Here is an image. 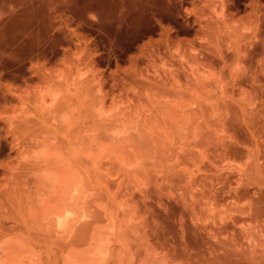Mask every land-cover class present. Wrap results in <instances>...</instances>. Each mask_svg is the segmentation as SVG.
I'll return each instance as SVG.
<instances>
[{"label":"rangeland","instance_id":"374dc122","mask_svg":"<svg viewBox=\"0 0 264 264\" xmlns=\"http://www.w3.org/2000/svg\"><path fill=\"white\" fill-rule=\"evenodd\" d=\"M43 149L86 186L65 232ZM16 237L21 264H264V0H0V261Z\"/></svg>","mask_w":264,"mask_h":264},{"label":"bare ground","instance_id":"6f19581e","mask_svg":"<svg viewBox=\"0 0 264 264\" xmlns=\"http://www.w3.org/2000/svg\"><path fill=\"white\" fill-rule=\"evenodd\" d=\"M49 95V94H48ZM49 147V145H46V147ZM109 146V145H108ZM45 146H43V148H44ZM45 147V148H46ZM47 147V148H48ZM44 148V149H45ZM44 149L42 150L43 152H44ZM47 150H48V152H47ZM49 150L51 151V149H46L45 150V152L43 153L44 155H42L41 157H43V156H47L48 155V157H47V159H45L46 157H44V159L42 158V162L44 161L46 164H48L47 162H46V160L48 161V159H50L51 158V155H50V153H49ZM92 151V150H91ZM105 151V150H104ZM52 152V151H51ZM54 152H55V154H57V153H59V152H56L55 150H54ZM53 152V153H54ZM83 152V151H82ZM135 152V151H134ZM83 153H85V152H83ZM105 153V152H104ZM108 153V152H107ZM136 153V152H135ZM61 154V153H60ZM116 154V153H115ZM53 155V154H52ZM108 155H110V154H108ZM39 156V155H38ZM59 157H60V159H61V156L62 155H58ZM57 155L55 156V158H53L54 160H49L50 162H52V161H54L52 164H50V162H49V165H46L44 162V166H45V168H44V171H41V172H39V173H37L36 175L38 176V174H39V179H41V180H39V182L41 183V184H39L40 186H39V188H38V192H37V197H38V204H39V207H38V211L39 212H41V214L42 215H40V213L38 214V216L40 215V216H42L43 218H44V220L45 219H49V221L51 220H53L52 221V223H55V221H57L58 223H56L57 224V227H59V228H57V229H60L61 230V228L60 227H63L62 228V230H64L65 228L64 227H66V226H71V225H67V224H69V223H71V222H73L74 220H72V218H73V215H76V214H74L71 210L73 209L72 207H74L73 205H71L72 207L71 208H69L68 209V201L69 202H71L70 201V199L72 200H76V198L78 199V200H80L79 199V195L83 192L82 190V188H84V187H86V186H84V187H82V185L84 184V178L85 177H83L82 178V180L83 181H81L80 179V177H79V172H82L81 170H79V169H81V168H79V166L78 167H75V165H73V163H71V160H70V158H69V156H66V157H68V160H70V163L68 162V160H67V158H65V159H62V160H60L59 159V157H58ZM40 156H39V158H41ZM52 157H54V155L52 156ZM63 157V156H62ZM84 157H85V155H84ZM88 157H89V154H88V156H86L85 157V160L86 159H88ZM101 156H99L98 158L100 159L99 161L100 162H103V161H101V159L102 158H100ZM104 157H106V156H104ZM38 158V159H39ZM97 158V159H98ZM114 158V157H113ZM110 159V158H109ZM65 160V161H64ZM72 160H73V158H72ZM83 160V159H82ZM84 160V161H85ZM78 161V160H77ZM88 161V160H87ZM98 161V162H99ZM40 162V161H39ZM38 162V163H39ZM68 162V163H67ZM81 162V161H80ZM94 162V161H93ZM99 162V163H100ZM113 162V161H112ZM75 163V162H74ZM83 163H86V161L85 162H83ZM96 163V162H95ZM107 163V162H106ZM120 163V162H119ZM42 164V163H41ZM139 164H140V162H139ZM77 166V165H76ZM83 166V165H82ZM43 166L41 165V168H42ZM79 168V169H78ZM94 168V167H93ZM43 170V169H42ZM79 170V171H78ZM132 173V172H131ZM82 182H83V184H82ZM134 184H136V183H134ZM142 189V188H141ZM85 192H87L86 191V189H85ZM36 194V193H35ZM83 194H81V196H82ZM94 196V195H93ZM72 200V202L71 203H75V204H77L78 202H75V200L73 201ZM85 200V199H84ZM91 201V200H90ZM90 201H89V203H90ZM94 202H96V201H94ZM87 203V202H86ZM78 204H80V203H78ZM84 204H85V202H84ZM83 204V206H85ZM86 208V207H85ZM88 208H89V206H88ZM90 209V208H89ZM71 212H70V211ZM82 210H83V208H82ZM73 211H75L74 209H73ZM84 212V211H83ZM83 212H81V213H83ZM87 212V211H86ZM36 213H38V212H36ZM71 213H73V214H71ZM79 213V212H78ZM80 213V214H81ZM70 214H71V218H70ZM85 214V215H84ZM78 215V214H77ZM77 215H76V217H77ZM83 215L84 216H79V221H80V219H82V220H85L86 219V213L84 212L83 213ZM92 215V214H91ZM90 215V216H91ZM90 216H88V217H90ZM81 217V218H80ZM92 217H93V215H92ZM42 219V218H41ZM68 219H70L69 220V223L67 222L68 221ZM74 219H75V217H74ZM43 220V221H44ZM75 220H77V218L75 219ZM81 220V221H82ZM86 221V220H85ZM90 221V220H89ZM67 222V223H66ZM74 222H77V221H74ZM84 222V221H83ZM50 223V222H49ZM85 223H87V222H85ZM51 224V223H50ZM59 224V225H58ZM64 224H65V226H64ZM75 226V225H74ZM77 226V225H76ZM73 227V226H72ZM71 227V228H72ZM55 228V227H54ZM117 228V227H116ZM51 229H52V227H51ZM56 229V228H55ZM70 229V228H69ZM74 229H76V228H74ZM54 230V229H53ZM61 230V231H62ZM59 231V230H58ZM95 231V230H94ZM57 232V231H56ZM64 232H65V230H64ZM63 232V233H64ZM115 232V231H114ZM91 234V233H90ZM15 238V237H14ZM17 238V237H16ZM18 238H20V237H18ZM14 239V240H12V239H9V244L6 246V248L4 247V257H3V259H2V261H0V264H21V262H22V259L24 260V258L25 257H27V255H28V252H30V249H29V247H28V245L27 244H25V243H23L22 242V239L20 240V239ZM93 240H94V238H93ZM83 241V240H82ZM91 241H92V239H91ZM90 241V242H91ZM100 242V241H99ZM95 244V243H94ZM94 244H93V246H94ZM92 245H91V247H93ZM95 247V246H94ZM96 247H98V245L96 244ZM96 247H95V249H96ZM87 248V247H86ZM116 248V247H115ZM90 249V248H89ZM6 250V251H5ZM97 250V249H96ZM99 250V249H98ZM109 250V249H108ZM88 250L86 249V252H87ZM101 251V250H100ZM100 251L98 252V251H96L97 253H95V254H93V255H88V254H85V255H74V256H72L71 254V256H72V258L71 257H69L70 258V262L69 261H67V260H65L64 262L65 263H67V264H104L105 263V261H106V258L105 257H102V256H100L99 255V253H100ZM73 252V251H72ZM75 252V251H74ZM85 252V251H84ZM91 252H92V248H91ZM93 252H94V250H93ZM77 253V252H76ZM111 253V252H110ZM106 254V253H105ZM68 255H69V253H68ZM88 255V256H87ZM104 256V255H103ZM2 257V256H1ZM1 257H0V260H1ZM65 257H66V255H65ZM66 259V258H65ZM68 259V258H67ZM62 260H64V259H62ZM63 262V261H62ZM61 262V263H62ZM63 262V263H64ZM69 262V263H68ZM113 262V261H112ZM64 263V264H65ZM107 263V262H106Z\"/></svg>","mask_w":264,"mask_h":264}]
</instances>
